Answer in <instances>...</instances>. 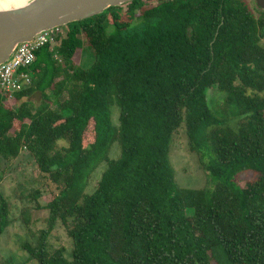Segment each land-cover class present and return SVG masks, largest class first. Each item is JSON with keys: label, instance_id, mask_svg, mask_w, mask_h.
Here are the masks:
<instances>
[{"label": "trees", "instance_id": "1", "mask_svg": "<svg viewBox=\"0 0 264 264\" xmlns=\"http://www.w3.org/2000/svg\"><path fill=\"white\" fill-rule=\"evenodd\" d=\"M263 40L264 11L256 17L246 0H135L68 25L55 51H38L29 87L9 101L0 87V165L26 151L59 191L37 244L23 246L30 260L264 264ZM85 43L95 56L88 69L76 62ZM211 90L234 126L214 114ZM36 94L40 106L22 102ZM183 127L209 177L203 189L176 182L171 145ZM248 173L243 188L236 180ZM10 213L0 194V236ZM58 224L69 255L50 249Z\"/></svg>", "mask_w": 264, "mask_h": 264}, {"label": "rangeland", "instance_id": "2", "mask_svg": "<svg viewBox=\"0 0 264 264\" xmlns=\"http://www.w3.org/2000/svg\"><path fill=\"white\" fill-rule=\"evenodd\" d=\"M250 9L256 17L263 10L259 9L255 0H246ZM264 46V40L262 41ZM76 62L81 64L82 68L88 69L94 64L95 56L93 51L85 43L80 49ZM209 100L214 114L223 119L229 114L228 123L234 126L237 122L234 111L225 108L224 96L215 91L209 92ZM29 101L35 106H40L42 99L40 94L32 98L25 99L22 102ZM113 122L117 125L119 118V109L113 110ZM121 155L119 144H115L111 150V158L118 159ZM171 163L176 171V182L184 189L199 190L209 184L208 174L202 169L198 157L191 152L189 138L186 128L183 127L175 135L171 145ZM107 169V164L101 165L93 174L89 181L88 193L95 192L103 173ZM255 175L252 173L244 174L237 178L241 187L253 180ZM212 187V185H210ZM41 191V198L37 201L31 199L35 191ZM59 193L58 188L49 179H42L35 160L23 151L16 160L3 162L0 165V194L3 195L10 203L11 225L9 229L0 236V262L8 261L13 264H38L30 260V255L24 251L23 246L26 243L35 246L41 235V232L48 226L49 212L46 206L53 201ZM39 207V208H38ZM192 215V210L189 211ZM28 221V224L26 223ZM49 245L52 251L59 248H65L69 255L72 251L73 244L69 238L66 229L58 224L56 230L49 237Z\"/></svg>", "mask_w": 264, "mask_h": 264}, {"label": "water", "instance_id": "3", "mask_svg": "<svg viewBox=\"0 0 264 264\" xmlns=\"http://www.w3.org/2000/svg\"><path fill=\"white\" fill-rule=\"evenodd\" d=\"M135 0H28L24 5L0 9V66L21 44L44 32L85 21ZM264 11V0H255Z\"/></svg>", "mask_w": 264, "mask_h": 264}, {"label": "built area", "instance_id": "4", "mask_svg": "<svg viewBox=\"0 0 264 264\" xmlns=\"http://www.w3.org/2000/svg\"><path fill=\"white\" fill-rule=\"evenodd\" d=\"M67 38V27H58L36 37L32 42L21 44L13 56L0 66V87L7 101L32 84L33 74L30 67L36 62L37 53L49 46L51 51Z\"/></svg>", "mask_w": 264, "mask_h": 264}, {"label": "bare ground", "instance_id": "5", "mask_svg": "<svg viewBox=\"0 0 264 264\" xmlns=\"http://www.w3.org/2000/svg\"><path fill=\"white\" fill-rule=\"evenodd\" d=\"M27 1L28 0H0V9L22 6Z\"/></svg>", "mask_w": 264, "mask_h": 264}, {"label": "flooded vegetation", "instance_id": "6", "mask_svg": "<svg viewBox=\"0 0 264 264\" xmlns=\"http://www.w3.org/2000/svg\"><path fill=\"white\" fill-rule=\"evenodd\" d=\"M260 9V8H259ZM261 10V9H260Z\"/></svg>", "mask_w": 264, "mask_h": 264}]
</instances>
